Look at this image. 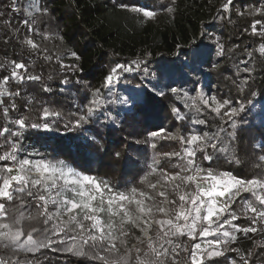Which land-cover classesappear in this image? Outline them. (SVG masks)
<instances>
[{
  "label": "snow or ice",
  "instance_id": "snow-or-ice-1",
  "mask_svg": "<svg viewBox=\"0 0 264 264\" xmlns=\"http://www.w3.org/2000/svg\"><path fill=\"white\" fill-rule=\"evenodd\" d=\"M54 4L0 5L7 10L0 11V29L9 33L3 43L18 49L16 58L0 60L7 73L0 75V264H52L49 253L65 257L64 264H264V139L252 156L239 154V143L251 137L252 98H264L255 88L264 75V0L244 9L235 0H208L213 21L244 22L239 34L250 43L239 57L238 44L226 47L221 36L202 32L216 61L195 41L189 58L158 69L145 51L112 62L95 88L79 76L83 55L54 22ZM111 6L140 23L173 17L178 8L177 0ZM12 14L20 17L16 26ZM224 58L234 69L227 98L201 80L204 64L228 71ZM121 82L125 94L117 91ZM164 100L174 130L157 128L126 145L153 149L133 180L92 175L94 154L117 164L126 155L108 152L104 130L147 118L150 101ZM260 128L264 137V107Z\"/></svg>",
  "mask_w": 264,
  "mask_h": 264
},
{
  "label": "trees",
  "instance_id": "trees-1",
  "mask_svg": "<svg viewBox=\"0 0 264 264\" xmlns=\"http://www.w3.org/2000/svg\"><path fill=\"white\" fill-rule=\"evenodd\" d=\"M9 0H0V5H6ZM125 2L139 5H148L153 7L158 0H125ZM219 3V0H214ZM112 0H55L53 7L54 22L58 23L63 30L66 41L69 46L79 53H82L81 62L83 72L79 74L80 78L95 88L96 78L111 66L112 62L125 63L136 59L145 51L152 53V67L155 69L175 60L177 63L191 56L196 51L193 41L199 45L200 50L208 52V59L216 61L214 45L202 32L212 33L215 36H221L226 47H232L238 44L236 57H239L240 50L246 44L250 43V38L241 36V25L244 23L238 20L236 25H228L223 21H213L215 8L208 5V0H177V11L173 17L167 14H161L155 21L140 23L132 19L130 14L114 10L111 6ZM256 0H235L236 8L244 9L255 5ZM0 11H7L0 7ZM7 18V17H4ZM236 19L235 17H233ZM20 17L12 14L13 26L18 25ZM6 29H0V60L16 58L13 44H4L3 40L8 36ZM179 45L180 47H177ZM187 53V55H186ZM234 57V59L236 58ZM242 58V57H240ZM222 67L228 71L219 74L215 71H209V65H202L201 73L202 84L206 86L205 90L213 88L215 94L218 92L225 98L230 93V81L226 78L233 75V61L229 59L220 60ZM40 69L37 67V72ZM7 74L0 72V75ZM47 74V72L45 73ZM138 83V80L131 81L132 85ZM126 85L121 82L117 91L124 93ZM256 90L259 92L264 89V75L256 76ZM75 91V89H72ZM231 95L235 96L234 90ZM252 112L247 116L250 124L253 126L251 137L245 136L239 143L241 157L248 158L254 152V145L264 137L260 136V116L261 109L264 107V98L260 95L252 98ZM169 102L150 101L149 115L145 118L143 115L133 121L130 117L125 120L120 127H110L104 130L103 142L108 152L115 150L109 144V133L120 135L125 139L126 145L133 139L143 140L147 133L157 128H173V118L170 114ZM186 110V109H185ZM129 133H134L130 136ZM72 135V133H68ZM125 145V158L118 164L114 159L105 153L94 154L89 157L91 174L101 177H107L113 183H120L124 180L132 181L135 176L136 168H144L145 161H150L153 149L139 144L127 148ZM136 149H141L138 152ZM167 150V149H165ZM247 154V155H246ZM257 154H259L257 152ZM138 160L135 166L129 161ZM78 163H83L79 161ZM52 264H64L65 257H58L49 253ZM43 259V258H41ZM46 264V262H45Z\"/></svg>",
  "mask_w": 264,
  "mask_h": 264
},
{
  "label": "rangeland",
  "instance_id": "rangeland-1",
  "mask_svg": "<svg viewBox=\"0 0 264 264\" xmlns=\"http://www.w3.org/2000/svg\"><path fill=\"white\" fill-rule=\"evenodd\" d=\"M108 70H105L102 74H100L95 80V86L98 87L103 80L104 75L107 73ZM119 84L117 85V88ZM210 91L215 94L213 88ZM109 144L115 148V150H125L126 141L120 135L114 134L112 132L109 133ZM150 162V161H149Z\"/></svg>",
  "mask_w": 264,
  "mask_h": 264
}]
</instances>
